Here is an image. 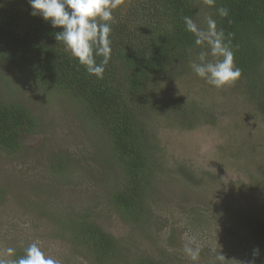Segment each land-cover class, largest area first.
I'll return each mask as SVG.
<instances>
[{"label": "rangeland", "instance_id": "1", "mask_svg": "<svg viewBox=\"0 0 264 264\" xmlns=\"http://www.w3.org/2000/svg\"><path fill=\"white\" fill-rule=\"evenodd\" d=\"M190 63L158 81L157 94L159 106L189 110L188 124L144 117L155 150L141 217L132 220L112 202L121 174L101 130L73 102L44 94L14 64H0L1 95L20 100L41 128L24 138L20 152H0V257L14 260L35 242L58 264H135L144 257L264 264L239 227L243 216L264 218V113L242 80L217 89ZM82 220L111 235L120 255L98 263L67 237L65 225ZM192 237L200 245L196 261L183 250ZM9 247L12 256L5 255Z\"/></svg>", "mask_w": 264, "mask_h": 264}, {"label": "trees", "instance_id": "2", "mask_svg": "<svg viewBox=\"0 0 264 264\" xmlns=\"http://www.w3.org/2000/svg\"><path fill=\"white\" fill-rule=\"evenodd\" d=\"M220 7L228 9L227 17L218 14ZM31 12L28 0H0V64H14L44 94L56 93L73 102L101 130L121 174L111 198L123 219L141 217L151 172L155 149L144 117L162 115L179 127L190 118L183 106H159L157 96L158 81L178 73L201 50L186 31L183 17H191L201 29L211 17L224 30L242 70L240 80L264 113V0H214L211 5L205 0H123L113 11L111 56L102 77L89 74L56 40L55 33L62 29ZM102 59L96 57V63ZM12 98L0 93V152L6 155L20 152L24 138L41 130L34 113ZM239 227L252 254L264 262V218L243 216ZM64 229L98 263L111 262L122 252L119 243L93 222H68ZM135 264L165 263L144 257Z\"/></svg>", "mask_w": 264, "mask_h": 264}, {"label": "clouds", "instance_id": "3", "mask_svg": "<svg viewBox=\"0 0 264 264\" xmlns=\"http://www.w3.org/2000/svg\"><path fill=\"white\" fill-rule=\"evenodd\" d=\"M28 3L33 16L50 22L54 29H62L55 33L56 40L63 42L89 74L102 77L111 56L113 11L121 6L123 0H28ZM205 3L211 5L214 0H205ZM217 11L221 17L229 15L225 7H220ZM183 21L186 31L193 34L195 45L201 49L197 57L198 62L190 63L192 71L217 89L236 83L242 75V70L236 66L235 53L224 30L218 29L216 21L211 17L208 18L206 29L198 27L189 16L183 17ZM96 57L103 58L99 64L96 63ZM183 250L188 257L196 261L200 254V245L192 237L185 243ZM14 252L15 249L9 247L5 250V255L12 256ZM222 258L223 255L218 257ZM0 264H58V261L46 255L38 243L34 242L18 259L10 261L0 257ZM251 264H254V261Z\"/></svg>", "mask_w": 264, "mask_h": 264}]
</instances>
